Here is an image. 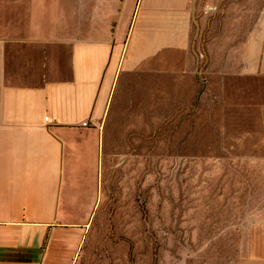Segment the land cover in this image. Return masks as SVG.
Wrapping results in <instances>:
<instances>
[{
	"label": "crops",
	"instance_id": "obj_1",
	"mask_svg": "<svg viewBox=\"0 0 264 264\" xmlns=\"http://www.w3.org/2000/svg\"><path fill=\"white\" fill-rule=\"evenodd\" d=\"M0 13V264L79 263L92 126L121 74L169 68L197 41L264 84V0H0ZM232 264H264V220Z\"/></svg>",
	"mask_w": 264,
	"mask_h": 264
},
{
	"label": "rangeland",
	"instance_id": "obj_2",
	"mask_svg": "<svg viewBox=\"0 0 264 264\" xmlns=\"http://www.w3.org/2000/svg\"><path fill=\"white\" fill-rule=\"evenodd\" d=\"M205 51L120 75L78 264H232L264 220V84Z\"/></svg>",
	"mask_w": 264,
	"mask_h": 264
},
{
	"label": "built area",
	"instance_id": "obj_3",
	"mask_svg": "<svg viewBox=\"0 0 264 264\" xmlns=\"http://www.w3.org/2000/svg\"><path fill=\"white\" fill-rule=\"evenodd\" d=\"M82 125H83V126H85V125H86V123H82Z\"/></svg>",
	"mask_w": 264,
	"mask_h": 264
}]
</instances>
